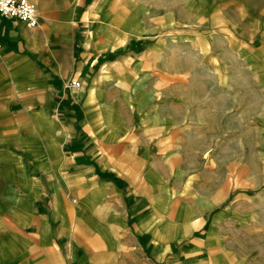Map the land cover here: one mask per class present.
<instances>
[{
  "label": "crops",
  "instance_id": "0c3cea01",
  "mask_svg": "<svg viewBox=\"0 0 264 264\" xmlns=\"http://www.w3.org/2000/svg\"><path fill=\"white\" fill-rule=\"evenodd\" d=\"M31 1L38 14L35 27L0 15V264H134L135 243L137 254L150 246L164 260L173 241L170 228L163 238L154 232L164 221L156 208L132 225L128 211L134 204L125 200L127 215L120 217L121 202L112 191L123 197L124 179L97 160L92 147L116 142L134 127L136 112L155 130L176 122L156 110L159 93L170 95L180 121L186 119L187 87L170 86L171 56L158 52L166 40L153 42L149 55L113 56L128 46L130 36L141 41L145 35L144 28L129 29L123 22V0ZM79 14L96 22L81 30L74 21ZM239 49L264 84V48ZM210 58L214 68L218 60ZM104 67L109 72H102ZM195 69L196 76L209 73L203 60ZM70 78L81 86L64 89ZM157 80H166L161 91ZM147 234L141 245L138 236ZM210 235L217 239L213 246L207 235L187 250L182 263L175 262L214 264L220 242L216 231Z\"/></svg>",
  "mask_w": 264,
  "mask_h": 264
},
{
  "label": "rangeland",
  "instance_id": "374dc122",
  "mask_svg": "<svg viewBox=\"0 0 264 264\" xmlns=\"http://www.w3.org/2000/svg\"><path fill=\"white\" fill-rule=\"evenodd\" d=\"M123 7V22L129 29L144 28L145 35L141 41L130 36L128 46L113 56L149 55V46L165 39L158 52L171 56L169 84L188 90L185 120L179 119L178 103L159 93L153 101L156 110L174 116L172 125L155 130L136 112L134 127L116 142L86 145L124 179L125 195L112 191L121 202L120 217L127 215L125 201L134 204L132 213L127 208L132 225L156 208L164 221L154 232L163 238V231L171 230V250L164 260L150 246L137 254L135 243L134 264L182 263L187 250L207 235L213 246L217 239L210 233L215 231L220 243L214 264H264V84L239 49L264 48V0H123ZM74 21L81 30L96 22L83 14ZM212 56L218 60L214 68ZM202 60L209 73L196 76ZM180 66L187 69L179 73ZM164 81L157 80L158 90ZM158 215H152L154 222ZM149 238L138 236L141 245ZM200 249L203 258L209 257L203 245Z\"/></svg>",
  "mask_w": 264,
  "mask_h": 264
},
{
  "label": "built area",
  "instance_id": "2783aa9c",
  "mask_svg": "<svg viewBox=\"0 0 264 264\" xmlns=\"http://www.w3.org/2000/svg\"><path fill=\"white\" fill-rule=\"evenodd\" d=\"M0 15L15 18L35 27L38 24V14L35 4L31 0H0ZM2 43L0 42V60ZM81 86L78 78H70L65 81L64 89H73Z\"/></svg>",
  "mask_w": 264,
  "mask_h": 264
}]
</instances>
